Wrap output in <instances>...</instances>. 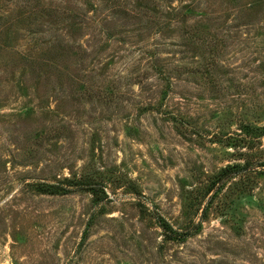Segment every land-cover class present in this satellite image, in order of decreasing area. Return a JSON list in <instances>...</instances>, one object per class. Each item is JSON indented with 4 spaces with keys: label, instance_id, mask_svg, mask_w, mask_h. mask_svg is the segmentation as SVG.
Returning <instances> with one entry per match:
<instances>
[{
    "label": "rangeland",
    "instance_id": "rangeland-1",
    "mask_svg": "<svg viewBox=\"0 0 264 264\" xmlns=\"http://www.w3.org/2000/svg\"><path fill=\"white\" fill-rule=\"evenodd\" d=\"M20 1L0 0V264H264L244 129L264 128V0ZM231 163L250 168L167 240L157 215L184 230ZM74 179L98 193L38 190Z\"/></svg>",
    "mask_w": 264,
    "mask_h": 264
},
{
    "label": "trees",
    "instance_id": "trees-1",
    "mask_svg": "<svg viewBox=\"0 0 264 264\" xmlns=\"http://www.w3.org/2000/svg\"><path fill=\"white\" fill-rule=\"evenodd\" d=\"M12 1V0H7ZM24 7L27 5L26 0L20 1ZM39 2V1H38ZM36 6V5H35ZM40 9L36 7H32L29 9H24L23 17H28L31 15L37 16H54L55 8L51 5H38ZM42 11V14H36L39 10ZM26 12V13H25ZM27 14V15H26ZM246 134H253L255 137H260L264 135L263 127H252L249 125L244 126ZM258 166L264 167V161H261ZM250 168V166L241 163H231L221 167L217 172H215L209 179L206 185L203 188L198 189V194L195 195L193 201L188 204V226L182 231L177 229H173L171 224L165 220L164 217L157 215L158 224L164 232L165 238L167 240L172 241H184L190 236H193L198 233V231L202 227V223L207 216V210L211 204L213 195L217 194L223 186L230 181L231 179L236 178L237 176L243 175L244 172ZM236 185V184H234ZM74 189H86L90 191L92 194H97L99 191V187L91 182L82 181L81 179H74L70 181V184H40L38 186V190L40 192L49 193V194H67L70 193ZM102 191V190H101ZM212 192V195L209 197V200L203 205V200ZM103 193V191H102ZM104 194V193H103ZM196 206L192 212V206ZM201 209V211H199Z\"/></svg>",
    "mask_w": 264,
    "mask_h": 264
}]
</instances>
